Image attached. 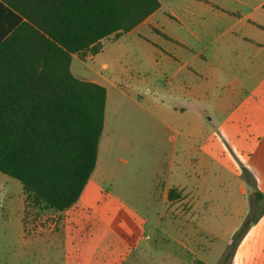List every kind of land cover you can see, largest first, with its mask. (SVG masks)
Returning <instances> with one entry per match:
<instances>
[{
    "label": "rangeland",
    "instance_id": "374dc122",
    "mask_svg": "<svg viewBox=\"0 0 264 264\" xmlns=\"http://www.w3.org/2000/svg\"><path fill=\"white\" fill-rule=\"evenodd\" d=\"M161 2L153 35L111 38L94 64L73 61L83 81L91 79L87 67L94 66L114 97L97 163L106 177L87 217L98 219L101 245L118 246L134 255L135 264H264V128L237 159L227 141L218 143L234 105L243 102L264 120V0ZM249 14L259 29L246 22ZM187 91L204 93L198 119L173 109ZM206 155L217 158L206 164L203 206H189L184 200L191 194L182 199L177 189L178 198L168 200L164 183L154 187L155 179L166 182L170 169L179 175L186 162ZM196 170L204 171L202 165ZM25 198L20 182L0 173V264H84L71 243L59 248L33 239L43 221L57 214ZM253 217L260 220L229 257L234 235Z\"/></svg>",
    "mask_w": 264,
    "mask_h": 264
},
{
    "label": "trees",
    "instance_id": "16d2710c",
    "mask_svg": "<svg viewBox=\"0 0 264 264\" xmlns=\"http://www.w3.org/2000/svg\"><path fill=\"white\" fill-rule=\"evenodd\" d=\"M160 8L159 0H0V173L20 182L27 204L71 209L97 166L107 91L77 79L72 56H96L102 40ZM176 197L170 190L168 200ZM259 220L244 222L229 257Z\"/></svg>",
    "mask_w": 264,
    "mask_h": 264
},
{
    "label": "crops",
    "instance_id": "0c3cea01",
    "mask_svg": "<svg viewBox=\"0 0 264 264\" xmlns=\"http://www.w3.org/2000/svg\"><path fill=\"white\" fill-rule=\"evenodd\" d=\"M161 8L155 12L153 15H151L147 20H145L143 23H141L139 26H137L133 31H131L129 34L123 35L119 38H116L115 36H111L107 39H104L101 41L100 45L103 49L104 41L116 38L114 42H118L122 40L125 37H132V36H138L140 37L142 33H150L153 35V31L150 29L157 31V28L155 26L156 24V17L162 10V2ZM264 5L260 6V9H263ZM254 14H249L245 20L248 24H252L253 28L259 29V24L253 19ZM169 17H173L172 14H169ZM244 20V18L240 19L239 21ZM4 25H0V29H3ZM144 36H142L143 38ZM167 37V36H165ZM168 40H174L178 43L176 38H172L170 36L167 37ZM247 39V38H244ZM252 44L256 45L259 49V51L262 49L260 42L252 41ZM102 52V50H101ZM100 52V53H101ZM99 53V54H100ZM96 56L87 55L84 58H81L78 55L72 56V63H71V72L75 76L73 71V61L78 60L79 63L82 65L85 64V62H93L96 59ZM106 68V65L103 66ZM75 68V66H74ZM96 68L94 66L87 67V70L89 71L91 75V79L87 82H92L99 84L103 86L107 91V101L106 102V110L105 115L107 113L105 123H104V130L103 134L100 140V149L98 150V160H99V154H100V160L99 164L101 163L102 158V151L104 149V142H103V136L107 125V117L108 112L110 109V102L114 101V97L111 96V92L109 94V89L107 87V84L105 82H101L102 78L98 73H96ZM77 79H79L77 76H75ZM80 80V79H79ZM83 81V80H82ZM203 91H198L195 93L186 92L183 95V98L181 99V105H174L178 107H173L174 111H185L187 113H194L195 119L199 118V114L197 115V112L201 107H204L206 104L203 100ZM246 108L244 110L243 115L240 117H237V114L240 110ZM232 112L226 119V121L221 125V127L224 128V132L218 135V143L224 144V141H227V144L229 145V149L232 150L234 153V159H237L242 154V150L245 148L244 146L251 142L254 138V132L257 133V129H263L264 128V120L263 115H260L258 112L259 110H254L251 106L245 105V103L241 102L238 105H234ZM263 114V113H262ZM228 120V121H227ZM229 120L232 122V125L229 126ZM184 138V137H183ZM222 148L226 150V147H220L219 151L222 150ZM213 157L211 155H206L205 158L199 159L198 162L193 163L192 165L189 164V162H186V168L182 171L181 174L177 175V172L174 171L175 169H170L168 172V177L166 182H162L161 180L155 179L154 187L156 188L159 184H165L167 187L170 188V190L177 189L179 191H182V199L185 197L186 194L189 195L188 199H185L184 201L189 204V206H195V207H201L203 206L201 204L202 200H204V182L206 179L205 174L206 172V164L209 161H213ZM97 160V163H98ZM202 165V168L204 169L203 172H197V167H200ZM191 167V168H190ZM97 168V166H96ZM95 168V171L93 172L85 190V194L83 196V199L80 198V203L73 206L71 209L65 211V212H56L57 217L46 223V220L43 221V226L39 227L37 232H35V236H33L35 241L40 245L44 243H49L50 241L53 242V244L56 246L57 244L60 245L59 248H61L64 243L70 244L73 247L74 253L76 255H82V257L85 259L84 264H135L133 263L132 256L129 257L128 253H122L121 250L118 248V246L114 245L111 246L108 243L100 244L103 239L99 238L101 240H97V237H100V231L98 228V219H90V217H87L88 214L91 211V208L89 206V203L94 196V193L96 189H101V182L106 177V171L104 168L98 167ZM177 169V168H176ZM223 169V168H222ZM200 173V175H199ZM259 187L264 191V182H259ZM174 188V189H173ZM84 190V191H85ZM169 190V191H170ZM168 191V193H169ZM192 192V193H191ZM242 192L245 195L246 191L242 187ZM84 193V192H83ZM167 193V198H168ZM83 195V194H82ZM81 195V196H82ZM178 198V195H177ZM122 202H124V199H120ZM247 209V208H246ZM53 211V210H51ZM88 212V213H87ZM82 213V214H81ZM246 211L244 212L243 216L245 215ZM46 223V224H45ZM147 239V238H145ZM98 241V244H97ZM104 242V241H103ZM100 244V245H99ZM46 253H51V250L48 248ZM61 251V250H60ZM59 251V254H60ZM141 252V251H140ZM55 254V253H54ZM139 254V252L137 253ZM136 254V255H137ZM56 256V254L54 255ZM65 257V252L64 256ZM61 259V257H59ZM48 262V261H46ZM45 261H40L39 264H47Z\"/></svg>",
    "mask_w": 264,
    "mask_h": 264
}]
</instances>
